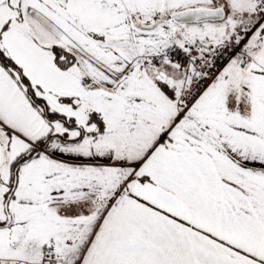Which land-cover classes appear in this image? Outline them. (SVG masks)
Returning a JSON list of instances; mask_svg holds the SVG:
<instances>
[{"label": "snow or ice", "instance_id": "snow-or-ice-1", "mask_svg": "<svg viewBox=\"0 0 264 264\" xmlns=\"http://www.w3.org/2000/svg\"><path fill=\"white\" fill-rule=\"evenodd\" d=\"M0 264H264V0H0Z\"/></svg>", "mask_w": 264, "mask_h": 264}]
</instances>
